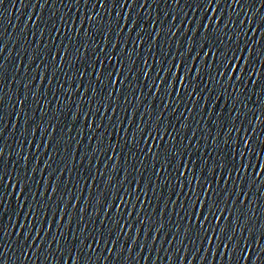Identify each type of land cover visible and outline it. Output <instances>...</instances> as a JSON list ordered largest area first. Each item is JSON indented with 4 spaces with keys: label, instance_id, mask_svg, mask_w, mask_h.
I'll return each mask as SVG.
<instances>
[{
    "label": "snow or ice",
    "instance_id": "1",
    "mask_svg": "<svg viewBox=\"0 0 264 264\" xmlns=\"http://www.w3.org/2000/svg\"><path fill=\"white\" fill-rule=\"evenodd\" d=\"M215 3V0H208V6L211 7V5ZM262 23H264V21H262ZM205 28L207 29V31L205 32V36H204V40H205V45L204 47L207 48L208 47V44H207V41L209 40V38H211L214 42L212 43V48H215L216 51L215 53H213L211 51V48L208 49V51L205 53V55H212L214 58L217 54L220 53L221 49L219 47H216L217 43L220 42L221 40V32L222 30L219 28V24L217 23V26H216V31H212V32H209L208 31V26L205 25ZM230 42V41H229ZM203 51V49H202ZM223 60L224 61H227V53L224 54V57H223ZM228 63H230V61H228ZM225 72H227V68H225ZM220 74V73H218ZM247 142H248V137L246 136L245 137V145H247ZM241 167H244L243 165H241ZM181 175H183V173H181ZM247 257H245L246 259ZM256 264H259V258H257V261H256Z\"/></svg>",
    "mask_w": 264,
    "mask_h": 264
}]
</instances>
